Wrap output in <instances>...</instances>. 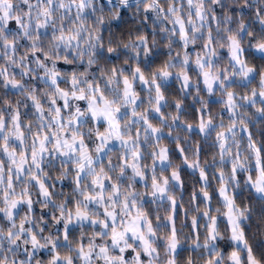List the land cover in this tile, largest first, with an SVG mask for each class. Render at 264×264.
<instances>
[{"label": "clouds", "instance_id": "obj_1", "mask_svg": "<svg viewBox=\"0 0 264 264\" xmlns=\"http://www.w3.org/2000/svg\"><path fill=\"white\" fill-rule=\"evenodd\" d=\"M0 264H264V0H0Z\"/></svg>", "mask_w": 264, "mask_h": 264}]
</instances>
